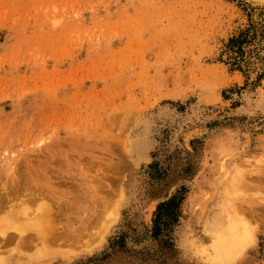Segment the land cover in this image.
Instances as JSON below:
<instances>
[{
    "label": "rangeland",
    "instance_id": "obj_1",
    "mask_svg": "<svg viewBox=\"0 0 264 264\" xmlns=\"http://www.w3.org/2000/svg\"><path fill=\"white\" fill-rule=\"evenodd\" d=\"M257 3L0 0V196L9 179L39 195L0 218L47 203L58 236L22 245L8 228L0 264H264ZM217 236L245 241L219 261Z\"/></svg>",
    "mask_w": 264,
    "mask_h": 264
},
{
    "label": "bare ground",
    "instance_id": "obj_2",
    "mask_svg": "<svg viewBox=\"0 0 264 264\" xmlns=\"http://www.w3.org/2000/svg\"><path fill=\"white\" fill-rule=\"evenodd\" d=\"M252 1L256 2V3L258 2L257 4H262L264 6V0H252ZM258 7H260V6H258ZM252 20L254 22H256L257 24L260 22V20H258V16L257 15H253V14H252ZM260 27H261L262 31L264 32V21L260 24ZM262 41L264 42V39ZM258 42L255 43L254 45H256L258 47H262L261 45H263L264 43H258ZM18 183L19 182L17 180L9 179V183L7 185L6 184L3 185L6 190L3 189V195L0 196V209H1L2 205H3L4 200H6L8 202L9 208L13 209V208L16 207V208H19V210L21 212H23L24 211L23 205H25L23 202L26 199L37 200L39 195H31L30 198H29V195H28L26 197V195H25L26 189L25 190L23 189L21 191L19 189L20 188V186H19L20 183L19 184ZM22 183L24 184V182H22ZM8 185H10L9 188H8ZM12 197H16V200L11 199ZM24 197H26V198H24ZM49 198L51 199L50 200L51 202L53 200L57 201V199L54 198L53 193H52L51 196H49ZM41 202H39V203H41ZM50 207H51V205H49L47 203L46 204L45 203L39 204L38 205V209H40V212L36 216L35 220L33 219L30 222H26V223H25L24 219H22L20 216L15 218L12 215L4 213V216L2 218H0V219L4 222V224H5L4 227H6V229L0 232L1 236L2 237L7 236L8 234H6V232H7L6 230H8V228L12 227L14 229V231H11V234L16 235L19 239H21L20 240L21 241L20 244L22 243V245H26V244L30 243L31 240H33L34 238H36V239L38 238V239L42 240L43 243H47L48 241L49 242L50 241L51 242L52 241H58V236L57 237H52V235H50V234H52V231H51L52 230V226H51V222H50L51 221V217L49 216V215L52 214ZM21 214L22 213H20V215ZM240 219H239V223L241 221ZM14 221H17L18 225L25 226L26 229H28V226L30 228L32 227L33 229L32 228L31 229L33 230L32 231L33 233H30V234H33V237L32 236H28L22 227H14L13 226L14 225L13 223H15ZM47 234L49 235L50 238L46 237ZM25 237H27V238H25ZM244 241H245L244 238H241V237L240 238L231 239L228 236L227 237H225V236L224 237L223 236H217L214 239V241L212 242V252H213L214 259L222 261V260H225V259H227L229 257H232L233 254H235V253L240 251V246L242 245L241 242H244Z\"/></svg>",
    "mask_w": 264,
    "mask_h": 264
},
{
    "label": "trees",
    "instance_id": "obj_3",
    "mask_svg": "<svg viewBox=\"0 0 264 264\" xmlns=\"http://www.w3.org/2000/svg\"><path fill=\"white\" fill-rule=\"evenodd\" d=\"M248 38V33L247 31L240 33L238 36L236 37H232L229 39L228 44H227V48H228V53L227 54H234V56H240L243 54L242 49V45L246 43ZM232 56L229 58H233ZM180 202V197H178V195H174L172 198H170L169 200H167L166 202L161 203L158 206V214L156 216V219L154 220V233L158 234L159 230H160V226L162 225V223H164L163 221H161V217L163 215H166L164 213V209H170L173 210L174 208H176L178 206ZM165 224V223H164Z\"/></svg>",
    "mask_w": 264,
    "mask_h": 264
}]
</instances>
